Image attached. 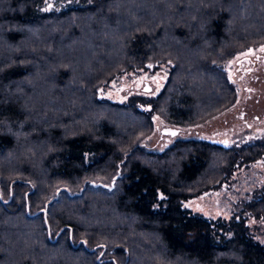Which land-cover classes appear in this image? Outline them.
<instances>
[{
    "label": "trees",
    "instance_id": "1",
    "mask_svg": "<svg viewBox=\"0 0 264 264\" xmlns=\"http://www.w3.org/2000/svg\"><path fill=\"white\" fill-rule=\"evenodd\" d=\"M79 1L0 0V264H264L247 222L264 224V182L239 217L184 206L262 161L264 139L146 142L154 117L235 105L226 64L264 45V0ZM149 63L170 65L150 111L99 96Z\"/></svg>",
    "mask_w": 264,
    "mask_h": 264
},
{
    "label": "rangeland",
    "instance_id": "2",
    "mask_svg": "<svg viewBox=\"0 0 264 264\" xmlns=\"http://www.w3.org/2000/svg\"><path fill=\"white\" fill-rule=\"evenodd\" d=\"M72 1H77V5L82 4L79 0H46L44 10H60ZM243 57H250L264 64V45L239 53L226 64L229 77L238 91V104L243 102L239 109L238 105H234L223 115L197 126L180 127L154 117V131L146 139L148 146L153 150L162 151L175 139L189 137L202 138L224 146L264 139V78L263 80L262 78L258 80L245 78L246 81H242L243 76L240 70L245 69V66L249 67V65L244 60V64L239 70L236 68V61ZM169 72L170 65L149 63L144 69L123 73L106 83L101 87L99 96L119 103L135 102L138 108L150 111L151 101L162 91ZM146 83L151 85V91L144 90ZM245 106L249 107L246 115L248 123H244L241 117ZM235 113H237L236 116ZM255 114L260 116L257 121H254ZM165 127L181 129L182 134L178 137L162 135L160 130ZM262 182H264V159L252 166L240 169L239 174H234L225 182L197 197L184 201V206L208 217L225 219H230L232 216L239 217L235 211L237 202L250 195L254 189H258ZM247 222L254 236L264 243V224L253 218L248 219Z\"/></svg>",
    "mask_w": 264,
    "mask_h": 264
},
{
    "label": "flooded vegetation",
    "instance_id": "3",
    "mask_svg": "<svg viewBox=\"0 0 264 264\" xmlns=\"http://www.w3.org/2000/svg\"><path fill=\"white\" fill-rule=\"evenodd\" d=\"M244 60L247 61V64L249 65V67L246 68V66H245V69L240 70V67L244 64V62H243ZM236 63H237V67L236 68L240 70V73L243 76V80L242 81H244V80L246 81V79H248V78H250L252 80H258V79L262 78V80H263V78H264V64L260 63L258 60H255V59L250 58V57H243V58L238 59L236 61ZM147 84H148V86L151 87V85L149 83H146V85ZM245 85H247V84H245ZM247 91H248V89H247ZM241 103H243V102H239V104H238V101H237L235 103V105H238L237 106L238 109L241 107L240 106ZM248 110H249V107H246L245 106V109L243 110V112L241 114V117H242V120H244V123H248V121H247L248 119H246V115L248 113ZM236 114L237 113H235V116H236ZM259 118H260V116L258 114H255L254 115V121L259 120ZM166 128L167 127H165V128H163V129L160 130V133L162 135H169V134L164 133V130ZM181 134H182V131L180 132V134L178 136H180ZM178 136H175V137H178Z\"/></svg>",
    "mask_w": 264,
    "mask_h": 264
},
{
    "label": "water",
    "instance_id": "4",
    "mask_svg": "<svg viewBox=\"0 0 264 264\" xmlns=\"http://www.w3.org/2000/svg\"><path fill=\"white\" fill-rule=\"evenodd\" d=\"M151 89L152 88L150 86H148V84L144 87L145 91H151ZM180 132H181V129L171 128V127H168V128H166L164 130V133L169 134V135H171L173 137L178 136L180 134ZM92 185H94V186H103L102 183H92Z\"/></svg>",
    "mask_w": 264,
    "mask_h": 264
}]
</instances>
